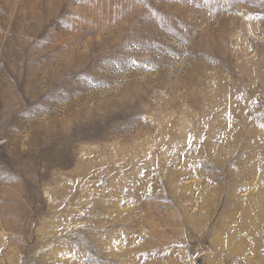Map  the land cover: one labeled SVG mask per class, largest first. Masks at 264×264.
<instances>
[{"label":"rangeland","instance_id":"obj_1","mask_svg":"<svg viewBox=\"0 0 264 264\" xmlns=\"http://www.w3.org/2000/svg\"><path fill=\"white\" fill-rule=\"evenodd\" d=\"M0 264H264V0H0Z\"/></svg>","mask_w":264,"mask_h":264}]
</instances>
